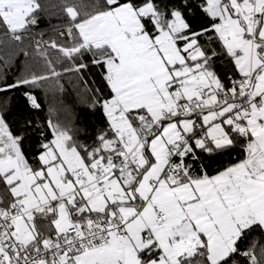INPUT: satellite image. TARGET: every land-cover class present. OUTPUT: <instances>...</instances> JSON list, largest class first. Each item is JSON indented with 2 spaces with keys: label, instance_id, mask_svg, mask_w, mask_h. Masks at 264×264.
Here are the masks:
<instances>
[{
  "label": "snow or ice",
  "instance_id": "obj_1",
  "mask_svg": "<svg viewBox=\"0 0 264 264\" xmlns=\"http://www.w3.org/2000/svg\"><path fill=\"white\" fill-rule=\"evenodd\" d=\"M26 40L39 70L0 92L41 110L71 73L104 123L49 107L29 153L0 109V264H264V0H0Z\"/></svg>",
  "mask_w": 264,
  "mask_h": 264
},
{
  "label": "trees",
  "instance_id": "obj_2",
  "mask_svg": "<svg viewBox=\"0 0 264 264\" xmlns=\"http://www.w3.org/2000/svg\"><path fill=\"white\" fill-rule=\"evenodd\" d=\"M44 2L56 4L59 3V0H44ZM51 11L58 12V9H51ZM49 20H51V24L60 22L55 15L44 16L40 26L32 30L36 39L40 38L38 33L41 31L46 33L44 39L53 35ZM24 51H28L29 55L24 56ZM38 59L34 55V46L27 40L22 46H14L11 43L0 44V66H3L4 62L7 61V67H0V87L5 82H14L29 71L39 70ZM58 70L60 69L58 68ZM220 71L230 74L231 66L225 65ZM84 79L95 87L101 86L99 70L92 69L86 72ZM62 83L64 84L63 92H55L50 87L33 90L42 104L41 110L30 107L24 96V92L28 90L26 88L0 92V109L5 111L8 121L14 128H23L25 121L29 119L34 122L35 127L29 128L28 137L25 140L26 152L35 151L39 139V133L35 129L44 126L49 115V107L57 109L56 115L61 120L70 121L81 129H87L89 134H93L97 128L103 126L104 117L102 113L89 107L86 88L78 82L77 77L71 73H66ZM213 167L216 165L213 164Z\"/></svg>",
  "mask_w": 264,
  "mask_h": 264
}]
</instances>
